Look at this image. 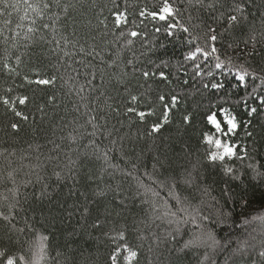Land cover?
<instances>
[{
    "label": "trees",
    "instance_id": "trees-1",
    "mask_svg": "<svg viewBox=\"0 0 264 264\" xmlns=\"http://www.w3.org/2000/svg\"><path fill=\"white\" fill-rule=\"evenodd\" d=\"M262 99L264 0H0V264H264Z\"/></svg>",
    "mask_w": 264,
    "mask_h": 264
},
{
    "label": "snow or ice",
    "instance_id": "snow-or-ice-1",
    "mask_svg": "<svg viewBox=\"0 0 264 264\" xmlns=\"http://www.w3.org/2000/svg\"><path fill=\"white\" fill-rule=\"evenodd\" d=\"M213 51H215L214 46H213ZM220 67H221L220 64L216 65V68H220ZM237 79L241 81L239 87L243 88L245 86L243 82V77H237ZM224 86L225 85L223 83V79L221 78V82L212 83L211 88L212 90H218L224 88ZM205 87H208V85L206 84ZM261 102H264V99H262ZM244 110L248 112L249 117H251V115H253L256 111L255 107H252L250 110L247 107H245ZM206 120L208 124L215 130V132H218L221 135V139L217 142V148L223 150L219 154V159L225 160L226 158H235L237 155L236 148L240 147V145L233 144L231 140L225 139L226 137L234 136L236 131L240 127L241 122L237 120L235 114L230 113L229 109L221 108L219 109V116L217 115L216 111H213L206 117ZM244 123L246 125H250V120L245 121ZM225 125L227 126L226 131H225ZM248 135H251V133H248ZM243 152L246 154L247 152L246 148L243 150ZM216 158H217L216 156L211 157L212 162H215ZM241 158H243V156ZM227 171L229 174L232 173V169H228Z\"/></svg>",
    "mask_w": 264,
    "mask_h": 264
},
{
    "label": "rangeland",
    "instance_id": "rangeland-1",
    "mask_svg": "<svg viewBox=\"0 0 264 264\" xmlns=\"http://www.w3.org/2000/svg\"><path fill=\"white\" fill-rule=\"evenodd\" d=\"M171 13V10L169 7H165L163 8V10L161 11V13L159 14H155V17L161 18V19H165L169 14ZM219 141V140H218ZM217 141V142H218ZM215 150L212 153V157L216 156L219 159V154L223 151L222 149H218L217 148V143L215 145ZM125 255H126V261L130 262V260L133 257V253L129 252L128 249L125 250Z\"/></svg>",
    "mask_w": 264,
    "mask_h": 264
}]
</instances>
